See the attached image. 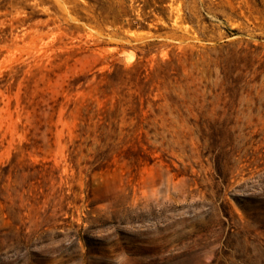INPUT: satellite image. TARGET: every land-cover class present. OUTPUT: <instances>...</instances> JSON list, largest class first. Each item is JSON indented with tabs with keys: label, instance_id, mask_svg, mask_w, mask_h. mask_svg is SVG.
Wrapping results in <instances>:
<instances>
[{
	"label": "rangeland",
	"instance_id": "rangeland-1",
	"mask_svg": "<svg viewBox=\"0 0 264 264\" xmlns=\"http://www.w3.org/2000/svg\"><path fill=\"white\" fill-rule=\"evenodd\" d=\"M0 264H264V0H0Z\"/></svg>",
	"mask_w": 264,
	"mask_h": 264
},
{
	"label": "trees",
	"instance_id": "trees-1",
	"mask_svg": "<svg viewBox=\"0 0 264 264\" xmlns=\"http://www.w3.org/2000/svg\"><path fill=\"white\" fill-rule=\"evenodd\" d=\"M144 53L143 54H141L140 52H138L137 53V55L138 56H141V55H143V56H148L149 54H150V51L149 50H147V48H144ZM171 64H174V60L173 59H171V60H169V61H165V63H164V65H161V67L163 68V69H165L166 70V68L164 67V66H168V65H171ZM138 65L136 64V65H134L133 67H132V70H134V68H136L135 70H138V69H140V67H137Z\"/></svg>",
	"mask_w": 264,
	"mask_h": 264
}]
</instances>
